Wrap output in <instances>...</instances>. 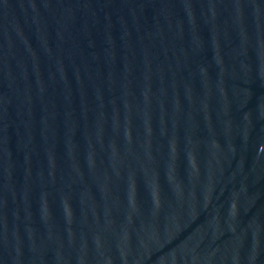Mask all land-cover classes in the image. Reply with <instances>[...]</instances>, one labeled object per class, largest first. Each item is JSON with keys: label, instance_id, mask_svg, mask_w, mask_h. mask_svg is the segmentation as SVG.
Masks as SVG:
<instances>
[{"label": "water", "instance_id": "obj_1", "mask_svg": "<svg viewBox=\"0 0 264 264\" xmlns=\"http://www.w3.org/2000/svg\"><path fill=\"white\" fill-rule=\"evenodd\" d=\"M0 264H264V0H0Z\"/></svg>", "mask_w": 264, "mask_h": 264}]
</instances>
